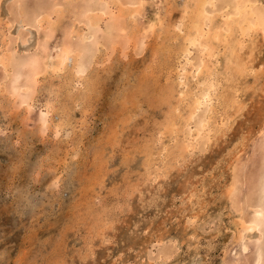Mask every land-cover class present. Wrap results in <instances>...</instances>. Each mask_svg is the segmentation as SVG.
Wrapping results in <instances>:
<instances>
[{"label": "clouds", "instance_id": "9594fccd", "mask_svg": "<svg viewBox=\"0 0 264 264\" xmlns=\"http://www.w3.org/2000/svg\"><path fill=\"white\" fill-rule=\"evenodd\" d=\"M0 264H264V0H0Z\"/></svg>", "mask_w": 264, "mask_h": 264}]
</instances>
